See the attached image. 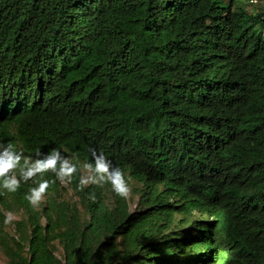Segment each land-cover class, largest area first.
I'll list each match as a JSON object with an SVG mask.
<instances>
[{"label": "trees", "instance_id": "1", "mask_svg": "<svg viewBox=\"0 0 264 264\" xmlns=\"http://www.w3.org/2000/svg\"><path fill=\"white\" fill-rule=\"evenodd\" d=\"M231 2L0 0L11 174L54 149L77 168L0 189L7 264H264V3ZM100 153L134 209L81 185Z\"/></svg>", "mask_w": 264, "mask_h": 264}, {"label": "clouds", "instance_id": "2", "mask_svg": "<svg viewBox=\"0 0 264 264\" xmlns=\"http://www.w3.org/2000/svg\"><path fill=\"white\" fill-rule=\"evenodd\" d=\"M20 160L21 153L17 152L11 144H0V189L15 192L20 188L22 182L27 183L29 180L37 178L38 175L49 171L55 173L58 179L63 180L65 177L70 178L72 173L77 170L76 165L70 164L56 149L41 159L24 161L19 175H12V170L20 166ZM93 161L88 165L93 175L87 180H82L81 185L87 183L98 186L106 184L117 196L126 197L129 193V185L123 171L119 167L113 166L102 153L94 154ZM48 188V180H38L37 186L31 187L25 193V199L29 204L36 206L42 201ZM90 198L95 200V194H90Z\"/></svg>", "mask_w": 264, "mask_h": 264}, {"label": "rangeland", "instance_id": "3", "mask_svg": "<svg viewBox=\"0 0 264 264\" xmlns=\"http://www.w3.org/2000/svg\"><path fill=\"white\" fill-rule=\"evenodd\" d=\"M222 3H227L229 2L230 0H221ZM264 3V0H261V3H259L258 5H253V3H250L248 0H232L231 4H232V8H238V7H243L248 9V10H255V9H258L259 5L263 4ZM88 177H90V174H89V171L88 169L84 166L83 169H82V179L83 180H87ZM131 186H134V185H138V182L132 180L131 181ZM63 184V183H62ZM128 196L130 197L129 201H130V207L131 209H134L135 208V205H136V202H137V195L136 194H132L131 193V188H129V193H128ZM62 198H65L69 201H74L76 199V197L73 196L71 190H68L67 192H63L62 193ZM43 200V199H42ZM6 214L8 215V217L10 219H18L19 218V215L16 214V213H12V212H6ZM58 254H60L58 252ZM0 264H7L6 263V257L5 255L0 251Z\"/></svg>", "mask_w": 264, "mask_h": 264}, {"label": "built area", "instance_id": "4", "mask_svg": "<svg viewBox=\"0 0 264 264\" xmlns=\"http://www.w3.org/2000/svg\"><path fill=\"white\" fill-rule=\"evenodd\" d=\"M251 3H256L257 2V0H249Z\"/></svg>", "mask_w": 264, "mask_h": 264}]
</instances>
